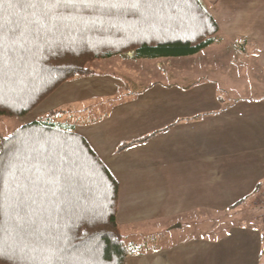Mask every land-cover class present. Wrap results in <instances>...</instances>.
<instances>
[{"label":"trees","instance_id":"obj_1","mask_svg":"<svg viewBox=\"0 0 264 264\" xmlns=\"http://www.w3.org/2000/svg\"><path fill=\"white\" fill-rule=\"evenodd\" d=\"M35 15L0 5V115L26 116L63 83L96 75L95 59L193 55L220 31L204 0H96ZM63 112L0 138V264H126L119 181L73 125L52 118Z\"/></svg>","mask_w":264,"mask_h":264},{"label":"crops","instance_id":"obj_2","mask_svg":"<svg viewBox=\"0 0 264 264\" xmlns=\"http://www.w3.org/2000/svg\"><path fill=\"white\" fill-rule=\"evenodd\" d=\"M204 2L219 26L218 38L235 37L251 43L259 50L264 66V0ZM66 83L68 95L65 97H68L65 99L74 104L83 99L107 103L119 86L116 80L101 75L77 78L63 85ZM141 92L135 99L114 103L102 117L90 121L75 119L68 124L87 139L119 181L117 221L130 248L126 264H264V218L260 225L238 223L234 217L230 223L221 221L222 216L237 215L239 203L233 204L249 195L256 183L264 179V107L259 104V111L254 112L236 106L239 101L235 104L231 101L235 108L229 111L208 107L203 112H212L215 123L199 126L194 122L199 117L197 108L177 115L168 112L175 102L184 103L182 96L172 92L169 100H165L159 94ZM198 102L201 101L185 97V105ZM59 106L52 102L42 109L44 114L64 109ZM159 108L163 111L158 112ZM142 114L145 119L154 118L150 122L154 126L152 129L143 130L137 126L136 119ZM34 120H38L37 117L28 122ZM154 131L157 133L150 139L117 151L121 143ZM194 131L204 136L199 143L203 151L197 159L185 154V133ZM227 147L229 164L221 160L227 158ZM185 166L202 167L201 172L207 168L206 175L216 174L205 178L214 188L204 206L197 204L196 207L217 210L214 214H220L198 235L177 237L168 244L155 243L158 233L185 227V218H181L187 211L185 176H165L169 174L168 169ZM218 184L223 187H216ZM218 192L222 195H217ZM217 197L227 199L223 204L214 203L211 199ZM176 217H179L178 222L161 227L162 220ZM144 225L148 226V231L155 232L152 243L146 242L151 233H143L147 232Z\"/></svg>","mask_w":264,"mask_h":264},{"label":"rangeland","instance_id":"obj_3","mask_svg":"<svg viewBox=\"0 0 264 264\" xmlns=\"http://www.w3.org/2000/svg\"><path fill=\"white\" fill-rule=\"evenodd\" d=\"M259 57V50L251 43L241 41L235 37H220L200 52L188 56L149 58L134 57L133 52H128L95 59L89 62V66L96 70V75L116 80L119 83L115 95L107 103L93 99H83L77 104L70 103V100L65 99L68 97H65V94L68 95L65 89L68 83L62 84L43 101L38 109L29 115L27 114L26 117L0 115V138L2 135L12 133L33 117L44 119L49 116V113L46 114L45 112L44 114L42 108L52 102L64 108L58 110L67 112L52 115V118L57 122L68 125L75 119L90 121L102 117L114 103L135 99L140 91L147 94H159L165 100H169L172 92L173 94L176 93V96H182L184 103L175 102L172 110L168 109V112L177 115L197 108L199 117L194 119V122L198 123L199 126L208 122L215 123V119H212L211 116L212 112H203L208 107L213 110L227 109L229 111L232 108L234 109L233 105L239 101L236 106L240 107L241 105L246 110L251 109L258 112L259 104L264 107V66ZM71 81L67 82L70 83ZM185 97L189 100H199L201 102L185 105ZM203 101L210 104H204ZM231 101L234 104H231ZM165 103L169 104L168 102ZM162 111L163 109H160L158 112ZM142 116L143 114L139 119H136L137 126L143 130L152 129L154 126L150 122L151 120L154 121V118L145 119ZM194 122L192 121V123ZM180 138L177 139L180 140ZM201 138H204L203 134H197L195 131L191 134L185 133V154L188 153L192 158L197 159L203 151L200 147L202 144H199L202 143ZM228 150L227 147L225 155L228 159L221 158L225 164H229L230 161ZM164 168L165 170L168 169ZM206 169L203 172H201L202 167L198 166L168 169L167 173L169 174L165 175L166 177L168 175L173 177L185 176V195L188 196V199H186L187 211L181 216V218H185V227L179 231L172 230L158 233V240L155 243L168 244L177 237L187 238L198 235L212 223L213 219L219 216L220 213L214 214L217 210H206L204 207L197 209L196 207L197 204L202 205L208 201V196L214 188L211 181H207L205 178L213 177L216 174L213 176L206 175L204 173ZM261 181L264 184V179H261ZM217 186L218 188L219 186L223 187V184ZM217 195H222V193L218 192ZM245 198L236 205L239 210L237 215L222 216L221 221L230 223L234 217L238 223H255L259 225L263 223L264 194L251 192ZM226 199L217 197L211 200L214 203L223 204ZM205 211L209 213L206 214ZM178 220L179 217L165 219L160 224L163 228L172 221L178 222ZM144 229L146 231L148 226L144 225ZM143 233H151L146 238V242L147 244L149 241L152 243L155 232L149 229V231Z\"/></svg>","mask_w":264,"mask_h":264},{"label":"snow or ice","instance_id":"obj_4","mask_svg":"<svg viewBox=\"0 0 264 264\" xmlns=\"http://www.w3.org/2000/svg\"><path fill=\"white\" fill-rule=\"evenodd\" d=\"M95 2L96 0H0V5H7L13 9H20L22 18H31L32 23L35 24L39 20V17H36L35 15L36 9L48 10L51 7H76L77 5L92 6ZM13 15L15 16V13ZM44 15H47V11L44 12ZM15 22L14 19L13 23ZM3 28V18L0 17V40L3 39ZM33 31L35 32L37 30L33 29ZM11 35H15V32L11 33Z\"/></svg>","mask_w":264,"mask_h":264}]
</instances>
